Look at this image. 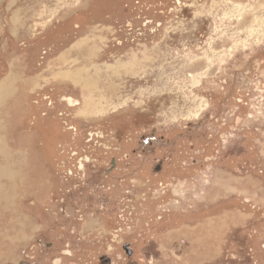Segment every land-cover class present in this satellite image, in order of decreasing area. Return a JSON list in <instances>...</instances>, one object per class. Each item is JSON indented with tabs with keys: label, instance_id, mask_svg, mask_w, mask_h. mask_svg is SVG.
<instances>
[{
	"label": "rangeland",
	"instance_id": "obj_1",
	"mask_svg": "<svg viewBox=\"0 0 264 264\" xmlns=\"http://www.w3.org/2000/svg\"><path fill=\"white\" fill-rule=\"evenodd\" d=\"M0 107V264H264V0H0Z\"/></svg>",
	"mask_w": 264,
	"mask_h": 264
},
{
	"label": "flooded vegetation",
	"instance_id": "obj_2",
	"mask_svg": "<svg viewBox=\"0 0 264 264\" xmlns=\"http://www.w3.org/2000/svg\"><path fill=\"white\" fill-rule=\"evenodd\" d=\"M150 140H151L150 138H145V141L143 142L144 149L150 144ZM148 148L150 149L151 145H149ZM159 161L160 162H158L155 165V169L161 171L162 167H163L162 156H161ZM115 163H116V161H115V159H113V161H112L113 170L115 169ZM164 194H163V196L166 195V194L165 195ZM163 196L161 198H164ZM121 229H123V227H120V229L117 228L116 230L120 231ZM116 236L118 237L119 234H116ZM62 241H64V239ZM68 242H70V241H67L65 245H67ZM39 244H41V243H39ZM39 244H38V246H39ZM85 245H86V243L82 247H84ZM42 246L45 248V251H47L46 249L54 247L55 243H54V241L52 242V241L46 240ZM68 250L69 251H64V253L67 254V256L54 258L53 264H71V263H73L72 260L70 259V257H74L77 254V252H73L70 249H68ZM122 251L124 252V254H127L126 258H129V259L133 258L134 255L136 254V250L133 248V245L129 241L124 243V245L122 247ZM85 255H86V252H85ZM34 258H28V259H30V262H31L30 264H49L48 261H46L45 255H43L41 258H37V259H34ZM114 262H115V260H114V257L112 255H110L109 253H104V254L97 256L92 264H114Z\"/></svg>",
	"mask_w": 264,
	"mask_h": 264
},
{
	"label": "bare ground",
	"instance_id": "obj_3",
	"mask_svg": "<svg viewBox=\"0 0 264 264\" xmlns=\"http://www.w3.org/2000/svg\"><path fill=\"white\" fill-rule=\"evenodd\" d=\"M60 76V75H59ZM64 76V75H63ZM64 78V77H63ZM1 108V107H0ZM9 159L10 158H6V160L7 161H9ZM15 167V164L13 163V168ZM12 168V169H13ZM16 168V167H15ZM7 171H9V170H7ZM10 173H13V174H16L17 173V171L16 172H11L10 171ZM36 181V180H35ZM34 183V182H33ZM6 189L7 190H9V191H12L11 190V188H10V186L7 184V187H6ZM3 193H4V185L3 184H0V207H2L3 206V203H5L6 204V207H7V205L8 204H10V202L12 203V199L13 198H10V196L9 195H11V192H10V194L8 195V196H5V195H3ZM9 193V192H8ZM13 197V196H12ZM2 204V205H1ZM1 214V213H0Z\"/></svg>",
	"mask_w": 264,
	"mask_h": 264
}]
</instances>
